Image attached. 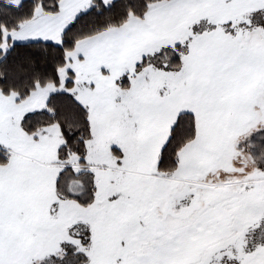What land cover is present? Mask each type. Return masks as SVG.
Segmentation results:
<instances>
[{"label":"snow or ice","instance_id":"1","mask_svg":"<svg viewBox=\"0 0 264 264\" xmlns=\"http://www.w3.org/2000/svg\"><path fill=\"white\" fill-rule=\"evenodd\" d=\"M0 264H264V0H0Z\"/></svg>","mask_w":264,"mask_h":264}]
</instances>
